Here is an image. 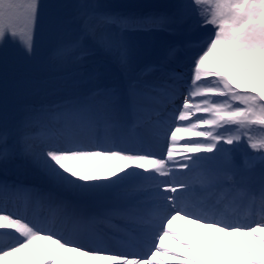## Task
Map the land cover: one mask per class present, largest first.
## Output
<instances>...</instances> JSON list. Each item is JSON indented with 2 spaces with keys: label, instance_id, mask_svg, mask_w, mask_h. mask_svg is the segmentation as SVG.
Returning a JSON list of instances; mask_svg holds the SVG:
<instances>
[{
  "label": "snow or ice",
  "instance_id": "snow-or-ice-1",
  "mask_svg": "<svg viewBox=\"0 0 264 264\" xmlns=\"http://www.w3.org/2000/svg\"><path fill=\"white\" fill-rule=\"evenodd\" d=\"M83 7L87 11L78 18L56 25L72 38L54 45V64L81 59L90 41L111 54L129 76L126 92L94 93L103 98L99 104L86 99L32 109L13 127L0 120V166L19 154L58 186L84 194L115 193L118 203L86 217L51 194L0 181V264H59L64 253L73 254L68 264H216L211 252L206 255L175 231L178 220L229 238L223 250L212 243L220 264H264V0H189L178 5L194 9V29L212 25L214 30L165 49L146 70L160 72L156 80L135 73L125 33L164 29L179 34L184 13L137 18L100 12L99 5ZM47 8L42 0H0V52L21 35L20 44L34 58ZM180 49L190 52L185 57L190 75L167 70ZM191 137L203 139L180 143ZM244 140L259 152L251 158L262 165L258 178L215 163L238 151ZM150 142L164 154L149 150ZM245 165L252 167L248 159ZM21 194L49 201L94 232L66 236L55 223L9 212L7 198ZM257 201L260 220L242 222L231 214L234 207ZM116 221L139 229L147 250H110V233L125 231ZM245 237L249 242L240 239ZM166 238L191 257L171 252Z\"/></svg>",
  "mask_w": 264,
  "mask_h": 264
},
{
  "label": "rangeland",
  "instance_id": "rangeland-1",
  "mask_svg": "<svg viewBox=\"0 0 264 264\" xmlns=\"http://www.w3.org/2000/svg\"><path fill=\"white\" fill-rule=\"evenodd\" d=\"M42 2L48 5V8L45 10V29L37 37L36 56L31 57L23 49L20 44L21 35H18L15 42L7 44L4 51L0 52V120L6 121L10 127L17 125L32 109L55 108L66 105L71 100L87 99L99 104L103 98L93 96L94 93L110 86H128L129 76L121 70L114 57L90 41L85 43L86 54L81 59L63 66L54 64L52 59L54 45L61 40L72 38L71 32L57 30L56 25L61 21L78 18L87 11L83 7L85 4L99 5L100 12L137 18L174 17L181 12L184 13L179 34L163 29L125 33L132 52L133 69L135 73L145 72L146 80H156L160 76L158 71L147 72L146 70L157 63L160 54L169 46L183 43L188 39L199 40L207 32L214 30L212 25H207L206 28H193L198 19L194 9L182 10L177 7L180 4L189 3V0H42ZM17 32L23 33L24 29L18 26ZM23 39H26V35ZM189 54V50L180 49L167 66V70L174 72L190 70L188 61L185 59ZM189 139H192L189 142L191 143L203 138ZM241 143L243 147L236 151L238 154L235 152L234 160L230 156V162L233 165L241 163L244 165L245 160L248 159L252 165L262 166L259 161L251 159L258 156L259 152L251 149L246 140ZM10 144H15V140H10ZM35 145L36 148L41 146L39 138L35 141ZM230 147L232 146L228 145L226 148ZM16 148L18 153L19 146L16 145ZM227 154H224V157ZM225 159L228 163L229 159L227 157ZM234 161L238 163H233ZM35 168L37 167L29 160L17 154L6 166H0V181L8 178L30 185L34 184L35 187L51 185L52 181ZM55 192V190L47 191L45 194H51L56 200L62 193Z\"/></svg>",
  "mask_w": 264,
  "mask_h": 264
},
{
  "label": "bare ground",
  "instance_id": "bare-ground-1",
  "mask_svg": "<svg viewBox=\"0 0 264 264\" xmlns=\"http://www.w3.org/2000/svg\"><path fill=\"white\" fill-rule=\"evenodd\" d=\"M175 73L184 74V75H190L191 74L190 70L175 71ZM59 127H61V126H56V128H59ZM32 131L38 132L39 129L34 128ZM227 146L228 145H224L225 148ZM39 148H40V146L37 147V149H39ZM203 155L212 156V155H215V152L203 153ZM215 163L220 168L235 169L237 172H239L241 174L252 175L254 178H258L261 167H262L260 165L258 166V165L253 164L251 168H247L245 164L243 165V163L238 164V165H233V164L230 165V164H227L224 155H222L220 157V159ZM35 169H37V168H35ZM39 172H41V171H39ZM54 190L56 191L55 193H57V194L62 193L65 195L64 196L61 194L60 198L58 197L56 199L58 202L64 201L65 199L66 200L69 199V201L74 202V203L71 202V204H74V206L72 205V208H74L76 211H78V213H80L82 215H84L83 212L87 211V208H89V206L87 205V208H86V207L79 206V204H87V201L94 203L96 206H94V208L91 206V211L85 213L86 217L92 216L94 214H98V213L102 212L105 208L113 207L118 203L115 193L84 194V193H79V192H76L73 190L66 189L64 187L58 186V185L54 184L53 182H51V185H49L47 187V191L52 192ZM43 191L46 192V189L45 190L43 189ZM40 192H42V190H40ZM9 200H10V197L7 198L6 205H7V201H9ZM11 200L17 201V198H14ZM38 203H40V204H38ZM42 203H44V204L49 203V201H47L45 199H38V201L35 205L41 207L43 205ZM67 203H69V202H67ZM49 209L53 210L54 214L57 213L56 212L57 210H55L53 207L50 206ZM64 214L65 213H63V214L61 213V216H63ZM185 224L186 223H183V221L178 220V221L174 222L173 227L177 233L181 234L184 238H186L188 241H190L201 252L205 253L206 255L211 252V254L216 258V264H220L219 257L216 256L215 249L212 248V243H215V245L217 247H219L221 250H223L225 247V243H226V241H228L229 238L225 237L223 234L216 233V232H207L205 234V230L200 229V228L193 226V225H189V224L185 225ZM7 231H12V230H7ZM240 239H242L244 242H249L248 238H246V237L240 238ZM39 243H42V242H39ZM164 243H165L166 247L171 252L176 253L178 255L191 257V254L189 252H187V250L184 249L180 244L176 243L174 240H172L170 238H166ZM110 249L113 250L114 248H110ZM256 250H258V246H257ZM124 251H131V250H124ZM72 256H73L72 253H64L63 256L61 257L59 264H68V262L70 261ZM173 264H179V261H175V262H173Z\"/></svg>",
  "mask_w": 264,
  "mask_h": 264
}]
</instances>
